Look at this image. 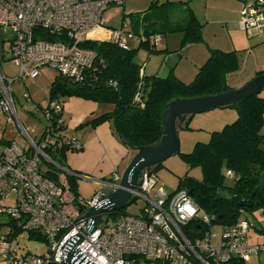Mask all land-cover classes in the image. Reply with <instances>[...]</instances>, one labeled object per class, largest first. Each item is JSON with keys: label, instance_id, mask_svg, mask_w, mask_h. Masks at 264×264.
Listing matches in <instances>:
<instances>
[{"label": "built area", "instance_id": "obj_1", "mask_svg": "<svg viewBox=\"0 0 264 264\" xmlns=\"http://www.w3.org/2000/svg\"><path fill=\"white\" fill-rule=\"evenodd\" d=\"M128 1L0 0V63L7 60L4 45L8 42L9 60L18 68L13 80L0 66V124L2 119L6 125L14 123L29 145L25 150L5 140L4 129H0V258L6 264H61L68 252H73L72 264H132L136 256L168 264H191V256L201 264H227L232 259L248 264L252 257L264 255V240L249 244L251 224L247 221L224 227L216 244L211 232L189 242L183 227L195 218L209 226L212 218L195 205L188 190L166 192L152 171L143 173L139 190L132 192V198L143 201L144 207L112 222L105 219V214V222L92 231L83 215L88 208L105 202L101 201L105 192L99 191L90 199L74 196L67 182L68 175H74L72 171L58 166L44 153L52 144L68 146L69 151L81 149L75 139L55 137L52 132V118L63 111L61 98L48 102L44 109L43 138L41 135L33 142L27 137L13 99V82L37 80L43 70L49 69L81 83L96 57L82 44L106 42L129 51L130 40L137 45L145 42L132 32L129 18L118 29L106 25V11ZM238 24L248 35L259 32L264 25V0H243ZM159 40L157 35L150 37V47L157 48ZM109 84L116 87L113 81ZM133 102H140L138 92ZM57 123L62 125V119ZM43 161L58 169L57 182L40 174L38 167ZM226 175L232 177L231 171ZM120 178L113 176L108 190H116ZM11 192L15 193L13 207L3 202ZM3 219L8 221L6 225ZM22 232L39 238L46 246L45 253L19 254L13 240ZM79 236L83 237L80 243Z\"/></svg>", "mask_w": 264, "mask_h": 264}, {"label": "trees", "instance_id": "obj_2", "mask_svg": "<svg viewBox=\"0 0 264 264\" xmlns=\"http://www.w3.org/2000/svg\"><path fill=\"white\" fill-rule=\"evenodd\" d=\"M189 1L166 2L160 7L175 4L187 6ZM157 7V3L151 2L149 9L154 10ZM186 10L188 11L186 24L171 22L167 15L157 17L156 13H153L155 21L149 24L148 30L143 29L140 33H138L139 25L133 20V16L124 15L121 24L125 18L132 19L134 35L143 37L146 41H141L136 49L129 51L106 42L82 44V48L89 49L96 55L92 68L86 71V77L81 83H74L57 75L50 84L48 102L76 96L98 104L112 105L111 112L87 124L96 126L102 122H109L114 133L127 147L137 148L156 144L162 136L161 113L167 103L175 99L218 95L226 88L225 76L239 68L236 54L210 51L206 64L189 85L180 83L173 76L157 78L140 73L141 67L134 60L135 52L141 47L149 48L150 37L178 33L182 34L183 45L201 42V24L187 7ZM0 44H3L1 37ZM260 74L263 73H258L256 76ZM110 81L115 82L116 87H111ZM137 92L140 95V102H133ZM233 108L237 112L234 122L226 124L220 131L211 132L208 143H197L192 152L180 154L189 168L194 166L201 168L202 178L196 180L188 176L180 177L177 190H192L195 205L212 218L209 226L204 225L200 218H195L183 227V233L189 242H194L195 239L202 238L205 233L211 232L213 225L230 228L236 227L243 221L250 223V229L253 228L264 237L263 223L258 222L255 225L247 217V212L255 208L264 209V188L260 192V199H257L259 181L264 176V136L261 134L264 124V98L258 94ZM62 112L52 118V132L55 137L70 140V137L62 135L65 128L57 123L62 119ZM189 124L188 119L183 130H189ZM41 135L43 138L44 134ZM69 149L68 146L58 148L52 144L46 147L44 153L58 166L65 167V154ZM42 163L46 164L47 168L42 166ZM161 166L162 164L156 166L152 172L156 173ZM43 168L46 171L42 172ZM38 169L43 177L54 183L57 182L59 171L56 167L43 161ZM227 171H231L232 177H227ZM76 181L74 175H68L67 182L71 192L78 197ZM243 200L253 204V207H238ZM257 201L258 205H255ZM132 203H135V200ZM126 214L128 213L124 209L111 211L105 215V219L116 221ZM3 221L5 225L8 223L6 219ZM19 234H15L14 239ZM29 237L42 242L33 235ZM202 257L206 259L205 254ZM132 260V264H168L162 260L149 261L140 256ZM207 261L210 262L209 259ZM189 262L201 264L192 256ZM227 264L247 263L232 259Z\"/></svg>", "mask_w": 264, "mask_h": 264}, {"label": "crops", "instance_id": "obj_3", "mask_svg": "<svg viewBox=\"0 0 264 264\" xmlns=\"http://www.w3.org/2000/svg\"><path fill=\"white\" fill-rule=\"evenodd\" d=\"M242 6L243 0H190L185 8L187 7L201 24V42L183 45L182 34L178 33H174L177 36L168 41L164 40L167 34L159 36L161 42L159 40L157 48L143 47L153 53L141 52V60L136 62L142 73L147 77L157 78L173 76L180 83L189 85L206 64L210 51L234 53L239 59V68L225 76V89H239L258 73H264V25L259 32L253 31L249 35L241 30L238 19ZM130 20L132 32L135 33L132 19ZM138 29V33L143 31L140 26ZM62 106V127L65 128L62 135L75 139L81 145L79 151L66 152L65 167L70 169L77 179L78 197L90 199L99 191H107L113 176L123 175L137 151L120 141L109 122L96 126L87 124L111 112L112 105L98 104L72 96L63 98ZM224 109L226 108L215 110ZM194 116L186 117L180 130H183L185 122ZM226 117L225 111L219 113L216 116L217 121L213 124L219 128L213 129L226 125ZM99 185L100 189L96 191Z\"/></svg>", "mask_w": 264, "mask_h": 264}, {"label": "rangeland", "instance_id": "obj_4", "mask_svg": "<svg viewBox=\"0 0 264 264\" xmlns=\"http://www.w3.org/2000/svg\"><path fill=\"white\" fill-rule=\"evenodd\" d=\"M174 1L176 0H130L123 6H115L106 11V25L110 28L118 29L121 26L123 16L131 14L133 16V20L137 23V25L141 27V29L148 30L150 28L149 24L155 21L153 13H156L157 17H163L167 15V18L171 22L186 24L188 11L186 10L185 5L175 4L160 7L166 2ZM151 2L157 3V9H149ZM144 17L145 20H143ZM176 36V34H167L164 40L168 41L174 39ZM8 46L9 44L8 42H6L4 45V50L5 59L7 60L2 61L0 63V66L6 77L14 80L18 75V68L12 63L11 60H9V53L7 52ZM137 46L138 45L135 40L129 41L130 49H136ZM146 49H144L143 47L138 48L134 56V60L136 62L138 60H141V52L149 51V54L153 53L150 50ZM141 64H143V62ZM56 76L57 75L55 71L45 69L42 71L41 76L37 80H27L25 82L16 80L12 84L11 91L16 108L18 110V118L27 133V137L33 142L38 141L44 128L43 126L46 123L44 109L48 104L50 84ZM259 94L264 98V90H262ZM222 111H225L227 113V117L226 119H224L225 122H228L226 124H231L237 118V112L234 108L214 110L207 113L195 115L190 120L189 130L178 131L177 136L179 141V154L177 156L168 158L156 171V174L159 178L158 185L163 187L166 192L172 193L177 190L180 177L188 176L196 180H201V168L198 166L189 168L188 163L184 160V158L181 157L180 154H188L192 152L194 146L197 143H208L210 139V133L220 131L223 128L225 124H221L222 126L220 125V129H213L219 128L215 127V125L213 124H215V122L217 121L216 116ZM0 129H4L5 140L14 141L19 146L24 147V149L27 150L29 146L27 140L20 133L14 123L6 125L4 119H2ZM64 133L66 134V132ZM261 134L264 136V124L261 129ZM68 153H71V151ZM43 165L45 168H47L46 164L42 163V166ZM45 168L42 169V172L46 171ZM230 180L231 179H229L228 181L230 182ZM99 189L100 185L96 187L95 190L98 191ZM3 202L6 206H15V193H9V195H7ZM142 207H144V202L140 199H135V203L127 206L124 210L129 214H136ZM247 217L255 225H257L258 222H262L264 225V209L255 208L254 210L247 212ZM109 222H112V220H109ZM223 228L224 227L221 225H213L211 227L213 244L219 242V237ZM3 231L7 232V229L4 228ZM248 238L250 245L264 239V237L261 234L257 233L253 228L248 231ZM13 242L19 254L30 253L40 255L45 253L46 251V246L43 242L32 239L31 237H29V234L25 232L20 233L16 237V239L13 240ZM0 264L6 263L0 258ZM248 264H264V255H262L259 259L257 257H252Z\"/></svg>", "mask_w": 264, "mask_h": 264}, {"label": "water", "instance_id": "obj_5", "mask_svg": "<svg viewBox=\"0 0 264 264\" xmlns=\"http://www.w3.org/2000/svg\"><path fill=\"white\" fill-rule=\"evenodd\" d=\"M264 90V73L254 77L243 87L230 90L224 89L218 95L202 96L190 99H175L165 105L161 113L162 136L160 140L151 146L129 147L137 151V154L128 165L120 178L116 190H107L101 196V201H105L101 206L90 207L83 217L86 223L90 222L92 231L104 223L103 216L111 211H120L130 205L134 198L132 192L139 190L143 173L150 172L158 165L163 164L168 158L179 154V141L177 133L181 129L186 117L206 113L215 109L235 107L239 103L258 95ZM74 174V173H73ZM264 188V176L259 181V193ZM189 196L193 197V191H188ZM241 201L238 207L252 208L253 204ZM258 205V201L255 203ZM85 234V232H84ZM83 237L79 236L80 243ZM73 252H68L65 261L61 264H72Z\"/></svg>", "mask_w": 264, "mask_h": 264}]
</instances>
